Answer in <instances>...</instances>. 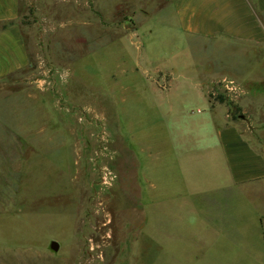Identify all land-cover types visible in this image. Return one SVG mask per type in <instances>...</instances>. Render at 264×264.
I'll use <instances>...</instances> for the list:
<instances>
[{
    "label": "rangeland",
    "instance_id": "1",
    "mask_svg": "<svg viewBox=\"0 0 264 264\" xmlns=\"http://www.w3.org/2000/svg\"><path fill=\"white\" fill-rule=\"evenodd\" d=\"M113 1L21 0L29 64L0 79V264H264V192L211 160L208 102L168 112L165 91L131 66L200 72L233 119L263 120L264 105L242 109L230 79H214L226 74L211 42L177 33L164 0ZM234 81L264 98V81ZM186 122H199L194 135Z\"/></svg>",
    "mask_w": 264,
    "mask_h": 264
},
{
    "label": "crops",
    "instance_id": "2",
    "mask_svg": "<svg viewBox=\"0 0 264 264\" xmlns=\"http://www.w3.org/2000/svg\"><path fill=\"white\" fill-rule=\"evenodd\" d=\"M143 1V0H136ZM157 3L161 0H149ZM165 10L169 11L174 18L176 32L194 38H200L211 42V62H221L224 65L222 72L226 75L216 76L214 79L228 78L231 80L264 81V0H164ZM114 8L121 9L124 0H114ZM151 2V3H152ZM129 5L130 2L128 3ZM132 8V7H131ZM144 10L140 6V10ZM169 9V10H168ZM21 14V0H0V79L5 78L15 72L23 70L29 64V51L23 35V30L18 21ZM136 31V30H135ZM148 31H152L151 28ZM132 35H136L135 32ZM140 43V41H139ZM219 50H224L225 59H219ZM234 53L239 57L237 61H231L229 54ZM123 60L125 59L122 56ZM160 60V59H159ZM151 64L155 61L146 60ZM229 61V62H228ZM144 61L137 58L131 66V71L140 69L143 78L151 87L152 91L164 90V98L168 112L176 107L179 111V102L186 97H191L199 101H206L210 106V111L201 120L205 121L207 128H211L213 139L205 146L206 149H215L216 153H211V160L216 161V155L223 164V170L227 173L229 182L233 184H243L256 182L258 187L264 192V145L259 147L251 140L252 132L259 133L262 126L261 119L251 121L247 118L233 119L229 117L227 108L211 104L204 91L201 89V79H207L200 72L191 70L174 73V69L163 71L159 65L147 67ZM122 72H127V69ZM174 79H183L188 86L179 88L177 84L172 85ZM240 87V86H239ZM243 89V90H242ZM240 87L242 95L239 105L246 112L250 109L247 104L253 102L258 106L264 105V98L254 100L251 98V88ZM264 96L261 90H254ZM243 93V94H241ZM238 98V95L235 94ZM220 116L217 110H220ZM199 111V110H198ZM251 121V123H250ZM199 122H186V129L181 133L186 136L194 135L192 125ZM258 126V127H257ZM165 127V123H164ZM166 128V127H165ZM190 128V129H188ZM168 141L170 132L163 129ZM180 134L181 140L182 138ZM259 141V139H258ZM163 144V143H162ZM167 148V147H166ZM182 156V155H181ZM186 165L191 161L185 160ZM260 220L264 234V217Z\"/></svg>",
    "mask_w": 264,
    "mask_h": 264
},
{
    "label": "built area",
    "instance_id": "3",
    "mask_svg": "<svg viewBox=\"0 0 264 264\" xmlns=\"http://www.w3.org/2000/svg\"><path fill=\"white\" fill-rule=\"evenodd\" d=\"M223 81H225V80H223ZM224 83H225L226 88L231 93H238V92H240V87L235 83L234 80H231V79L230 80H226V82H224ZM107 172L110 174V171L109 170Z\"/></svg>",
    "mask_w": 264,
    "mask_h": 264
},
{
    "label": "water",
    "instance_id": "4",
    "mask_svg": "<svg viewBox=\"0 0 264 264\" xmlns=\"http://www.w3.org/2000/svg\"><path fill=\"white\" fill-rule=\"evenodd\" d=\"M50 246H51L53 249H57V248H58V242L55 241V240H53V241H51Z\"/></svg>",
    "mask_w": 264,
    "mask_h": 264
},
{
    "label": "trees",
    "instance_id": "5",
    "mask_svg": "<svg viewBox=\"0 0 264 264\" xmlns=\"http://www.w3.org/2000/svg\"><path fill=\"white\" fill-rule=\"evenodd\" d=\"M209 96H211V94H209ZM217 99H218V101H222L223 97L218 96Z\"/></svg>",
    "mask_w": 264,
    "mask_h": 264
}]
</instances>
